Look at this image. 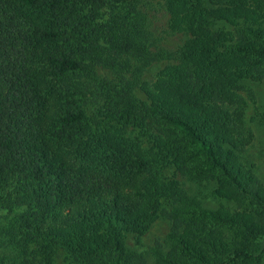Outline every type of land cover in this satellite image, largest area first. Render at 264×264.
Here are the masks:
<instances>
[{
  "label": "trees",
  "instance_id": "1",
  "mask_svg": "<svg viewBox=\"0 0 264 264\" xmlns=\"http://www.w3.org/2000/svg\"><path fill=\"white\" fill-rule=\"evenodd\" d=\"M158 1L0 0V209H21L1 226L11 253L0 264H53L56 249L66 264L264 260V231L219 241L220 227L205 220L233 221L243 234V217L193 203L176 208L170 246L152 249L153 263L119 238L155 220L167 178L160 151L120 132H89L84 108L95 97L111 117L154 126L153 144L174 165L214 178L217 195L249 193L264 205V181L239 154L252 133L233 82L246 75L228 63L250 54L264 65V0ZM216 23H241L240 42L218 48ZM154 68L168 77L159 81L164 98L148 90Z\"/></svg>",
  "mask_w": 264,
  "mask_h": 264
},
{
  "label": "rangeland",
  "instance_id": "2",
  "mask_svg": "<svg viewBox=\"0 0 264 264\" xmlns=\"http://www.w3.org/2000/svg\"><path fill=\"white\" fill-rule=\"evenodd\" d=\"M157 2V1H156ZM161 5L164 0L158 1ZM250 5V4H249ZM262 21L264 22L263 18ZM160 22H164L161 20ZM217 24V23H216ZM214 25L213 30L220 31V38H228L221 41L220 38H214L213 42L218 48L223 46H232L240 42L242 33L240 31L243 25L240 23L239 27L236 25L221 26ZM163 27V26H162ZM172 42L180 39L179 34H172L170 36ZM255 56L250 54L241 55L239 57L231 56L228 58V63L232 65L236 74L238 72L244 73L246 77L237 79L233 82L235 93L244 101L245 120L247 126L252 133V141L245 147L240 154V161L246 168L252 170L258 182L264 181V65L258 66L255 63ZM233 79H236L233 76ZM168 79V77L158 68L152 69L145 77L147 87L153 96L163 97L164 92L160 87V80ZM151 101L152 98L147 97ZM103 99L97 97L89 99L86 104L85 118L87 120L88 130L91 134H99L104 131L120 132L125 135L136 137L142 146L147 149L149 154L155 156L160 151L159 159L162 160V173L164 174L163 183L160 188L159 205L157 217L150 224V226L142 231L141 228H130L118 231L120 240L129 250L145 253L149 262L153 263L152 249L158 248L166 250L171 243L169 235L172 227L175 225L174 211L179 206H188L195 204L192 209L203 208L211 211H223L228 217L233 215H240L243 217V225L240 229L243 234L236 229V224L233 221H221L206 219L205 222L208 227H220L216 239L224 241L229 244L242 241L245 242L246 235L252 236L264 231V205L256 203L251 200L249 193L238 194L237 197H222L217 195L214 190L216 184L214 178L208 180L205 178H198L193 175L186 167L174 165L171 162V157L162 148L160 140L157 146L153 144V139L158 136L155 133L154 126H146V120L142 117L136 119L134 123H128L115 117H111L104 109ZM158 139H155V142ZM155 148H158L156 150ZM182 194L183 200L178 201ZM178 193L177 195H175ZM21 211L17 209L13 212H8L5 209H0V231L1 226L7 222L16 212ZM231 218V217H230ZM256 227L257 229H252ZM1 238V237H0ZM259 234L257 239H261ZM1 241V240H0ZM54 250V248H53ZM52 250V251H53ZM53 264H66L63 260L62 254L56 249L53 251ZM11 252L0 243V258L9 255ZM264 264V260L261 263Z\"/></svg>",
  "mask_w": 264,
  "mask_h": 264
}]
</instances>
